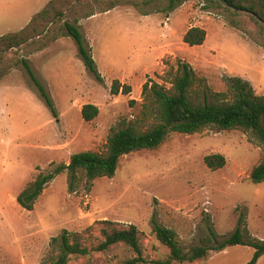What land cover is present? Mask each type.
Instances as JSON below:
<instances>
[{"label": "rangeland", "instance_id": "1", "mask_svg": "<svg viewBox=\"0 0 264 264\" xmlns=\"http://www.w3.org/2000/svg\"><path fill=\"white\" fill-rule=\"evenodd\" d=\"M66 22L80 27L103 82L85 66ZM193 26L206 29L203 45L184 42ZM24 60L51 96L56 117ZM179 62L195 71V98L231 94L233 77L264 95V19L215 0H0V264H46L56 255L53 238L64 230L81 233L89 248L69 264H132L138 255L123 243L97 249L104 220L138 227L146 262L135 264L168 259L153 219L174 229L185 248L213 239L211 230L221 240L230 236L240 220L264 240V182L251 179L264 146L242 129L171 132L159 148L121 157L111 178L88 184L79 173L72 182L65 170L33 210L16 200L40 172L68 164L81 151H105L124 122L137 123L144 83L170 87ZM114 80L132 92L112 94ZM87 103L100 109L92 121L82 116ZM216 153L225 165L211 169L205 157ZM253 253L237 245L172 264H246Z\"/></svg>", "mask_w": 264, "mask_h": 264}, {"label": "trees", "instance_id": "2", "mask_svg": "<svg viewBox=\"0 0 264 264\" xmlns=\"http://www.w3.org/2000/svg\"><path fill=\"white\" fill-rule=\"evenodd\" d=\"M228 7L249 9L258 19H264V0H215ZM248 5H246V4ZM260 4V11L255 5ZM43 11L42 14H46ZM94 13L90 14L92 16ZM66 34L72 37L78 47V54L87 69L103 82V77L97 68L91 48L87 46L80 27L77 23H65ZM207 39L206 29L193 26L184 35V42L189 46H200ZM28 73L35 82L41 97L51 108L56 117L54 102L44 85L35 75L30 63L23 61ZM170 87L155 81H147L143 85L142 108L137 123L124 122L109 137L106 150L103 152L86 150L71 156L68 164L58 166L54 171L40 172L16 197L17 202L27 210H33L37 199L44 192L49 183L65 170L71 176L72 182L83 173L88 184L100 177H113L118 169L121 157L134 151L143 149H157L167 139L171 132L194 134L213 127L218 130L242 129L250 134L253 141L264 146V95H257L251 84L241 77L230 79L231 94L206 93L201 100L192 96L191 89L195 84L196 74L189 63L179 62L177 70L169 74ZM131 86L114 80L111 93L130 94ZM131 103H134L132 100ZM82 116L86 121L94 120L100 109L97 105L87 103L82 106ZM225 156L219 153L205 157V162L211 169H218L225 165ZM254 183L264 182V161L254 167L251 173ZM154 233L157 239L165 245L170 254L167 260H159L157 264H172L173 262H195L207 258L211 252L222 251L230 246H249L254 249L252 259L246 264H257L264 255V240L254 237L249 229L242 226V220L236 230L222 240L211 230L213 239L205 244L185 248L177 232L167 226L159 224L155 219ZM100 230L103 239L97 249L104 251L110 246L123 243L137 253L132 264L146 262L143 257L140 231L135 224L125 226L117 222L104 220ZM56 245V255L46 264H69L74 255H87L88 246L85 245L81 233L64 230L53 238Z\"/></svg>", "mask_w": 264, "mask_h": 264}]
</instances>
